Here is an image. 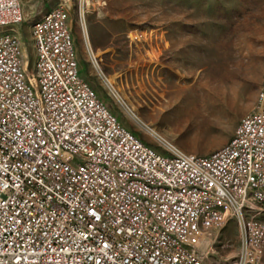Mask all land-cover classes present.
Returning a JSON list of instances; mask_svg holds the SVG:
<instances>
[{"label": "built area", "instance_id": "obj_1", "mask_svg": "<svg viewBox=\"0 0 264 264\" xmlns=\"http://www.w3.org/2000/svg\"><path fill=\"white\" fill-rule=\"evenodd\" d=\"M26 17L23 0H0V24L21 27ZM63 19L57 7L36 28L43 83L34 92L22 88L14 40H0V264H214L215 234L233 217H241L237 264H259L264 224L253 225L252 211L264 208V111L242 117L220 155L179 157L149 145L105 112L69 62L74 37L61 35ZM34 99L41 116L30 110ZM39 125L54 136H40ZM205 199L224 202V213L207 216L212 234L191 231ZM236 202L246 210L236 212Z\"/></svg>", "mask_w": 264, "mask_h": 264}, {"label": "rangeland", "instance_id": "obj_2", "mask_svg": "<svg viewBox=\"0 0 264 264\" xmlns=\"http://www.w3.org/2000/svg\"><path fill=\"white\" fill-rule=\"evenodd\" d=\"M23 3L26 66L34 56L32 21L61 6L80 76L120 124L149 145L213 154L260 106L264 0ZM239 224L241 218L231 219L216 232L209 257L214 264L237 262ZM262 224L264 213L253 218V225ZM255 251L264 264L263 244Z\"/></svg>", "mask_w": 264, "mask_h": 264}, {"label": "bare ground", "instance_id": "obj_3", "mask_svg": "<svg viewBox=\"0 0 264 264\" xmlns=\"http://www.w3.org/2000/svg\"><path fill=\"white\" fill-rule=\"evenodd\" d=\"M60 10V14H62L65 18L64 9L61 6H58ZM57 7L52 8L45 13L40 14L37 19H34L30 25V33L33 40V47H34V60H32V71L30 67L26 66L24 59L25 58V43L22 37L21 27H14V24H0V40L4 36L12 37L14 40L16 49H17V59H18V73L21 77L22 88H24L27 92H34V86H41L43 83V76L42 74V64H43V57L37 56V46L40 43V35H37L36 28L43 25H49V17H51L56 10ZM41 10V9H40ZM34 18V17H33ZM61 35H63L66 39H73L66 19H63V23H61ZM68 59L71 64H77L75 48H74V41L68 40ZM32 73H34V78ZM84 81V80H83ZM85 82V81H84ZM94 96L96 97L95 93ZM260 106L258 109L264 111V91L260 95ZM41 99H34L30 103V110H34V116H41ZM254 111V110H253ZM105 112H110V110L105 106ZM241 132V123L237 127L232 139L226 144L224 147L219 149L218 151L214 152L210 155H220L223 153L224 148L232 143L233 139L237 138L239 133ZM39 135L46 136V137H53L54 136V129L51 127H46V125H39ZM171 152L176 153L179 157H199L194 156L186 153H181L179 151H174L170 149ZM239 153H247V146H239ZM75 168L77 169H85L86 168V161H75ZM260 183H262L263 190H264V168L263 171H260ZM226 198L227 201H238V192L235 191H226ZM211 211L217 213H224V202L222 199H205L204 205L199 206L196 210V218L195 221H191V231L192 232H201L204 227V234L207 233L209 230H213V224H206L207 216L210 214ZM235 210L236 212H243L246 210V202H236L235 203ZM260 213H264V208H256L252 211V218L256 217ZM241 217H233V219H239ZM197 237L194 236V243H197ZM182 252H192V245L191 244H184L182 245ZM237 264V262L235 263Z\"/></svg>", "mask_w": 264, "mask_h": 264}]
</instances>
